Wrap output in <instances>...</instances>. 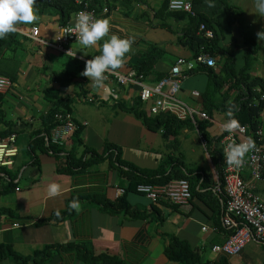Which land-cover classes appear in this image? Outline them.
<instances>
[{
    "label": "crops",
    "instance_id": "1",
    "mask_svg": "<svg viewBox=\"0 0 264 264\" xmlns=\"http://www.w3.org/2000/svg\"><path fill=\"white\" fill-rule=\"evenodd\" d=\"M100 1L85 0L94 8L95 18H110L109 35L135 40L126 63L117 72L127 74L139 57L154 47L151 69L144 76L146 83L153 84L167 73L176 58H192L191 52L178 42L189 23L188 16L163 11L160 8L164 0ZM227 4L231 10L219 9L217 1L203 3L204 16L215 29L216 47L211 56L215 66L213 69L198 67L185 76L176 94L179 101L199 112H206L204 106L211 108L203 99L207 89L212 88L210 74L216 76L221 85L218 90L214 88L217 91L214 105L221 95L225 96L223 93L227 101L234 97L236 90L230 91L229 84L224 82L231 72L237 75L246 69L248 76L264 78V60L256 63L260 48L257 43L264 40L256 43L248 22L241 19V10L229 0ZM57 19L53 11L46 10L33 24L18 27L26 30L35 26L39 39L53 43L60 26ZM10 35L18 45L0 53V76L11 81L8 89L0 94V109L9 130L16 135L17 152L11 159V166L0 168L1 246L10 247L19 256L32 257L21 264H86L77 259L74 250H65L68 246L85 248L93 255L112 256L123 264H181L167 259L164 254L168 241L174 238L198 252L199 264H218L219 261L223 264H264V246L255 242L247 243L235 256L210 252L212 245L223 242L226 230L220 223L217 199L210 192L214 168L196 130L182 127L174 135H164L161 130L143 127L132 112L122 109L138 99L137 89L132 85H116L108 78L105 81L108 91L105 92L93 88L92 82L82 75L83 86L78 78L68 83L49 82L54 73L76 75L80 68L83 72L85 61L100 54L103 40L96 47L71 42L68 48L77 57L74 58L26 37ZM69 87H72L70 91ZM46 89L56 92L62 99L72 100L69 113L77 124L75 135L72 132L56 153L29 149V142L41 133L40 117L51 108L50 102L42 96ZM110 89L113 92L110 93ZM84 97L99 100V103H84L81 101ZM141 107L148 115L146 104L141 103ZM207 116L203 133L212 140L224 133L220 126L228 117L218 110H212ZM261 131L264 140V129ZM106 146L118 150L120 160L140 170L155 171L163 166L167 174L170 168L165 163L169 159L181 161L183 169L180 171H186L193 187L188 204L174 207L165 202L150 203L129 187L128 178L118 174L119 167L106 157ZM181 148L187 149V153ZM186 154L194 155L189 163H185ZM68 157L73 159V167L78 160L87 165L68 170ZM93 158L98 160L92 161ZM202 160L206 162V170ZM52 182L61 185V196H47V186ZM254 188L264 203V176ZM117 189H123V194L117 196ZM73 198L80 201L79 211L68 207ZM100 200L114 208L104 209L97 204ZM119 200L120 206H126L128 212L116 209ZM69 209L68 217L48 221L57 211L62 213ZM130 213L143 217H133ZM44 246L61 248L54 250L47 261L40 262L41 256L34 253ZM0 264L20 263L6 258Z\"/></svg>",
    "mask_w": 264,
    "mask_h": 264
},
{
    "label": "built area",
    "instance_id": "2",
    "mask_svg": "<svg viewBox=\"0 0 264 264\" xmlns=\"http://www.w3.org/2000/svg\"><path fill=\"white\" fill-rule=\"evenodd\" d=\"M82 0H75L80 4ZM194 0H180L179 5H175L173 0H167L166 10L168 12L183 13L189 18H195L196 13L192 9ZM90 12L95 16V11L87 7V3L82 4V8L75 11ZM72 20L58 27L53 43H47L38 38V28L35 26L29 29H21L13 33L26 37L30 40L41 43L55 51L77 58L69 52L68 45L76 41L74 33H69L65 29L74 24L75 16ZM196 35L206 40L214 38L213 31L203 23H199ZM79 43V42H78ZM69 52V53H68ZM214 60L206 53H200L191 59L176 58L167 73L160 77L153 84H148L142 74L129 71L127 74L119 72L107 74L109 80L120 86L132 85L137 89V98L142 104H146V112L150 116L168 115L178 121H187L196 130V123L208 120L204 112H199L196 108L187 106L176 98L180 90V85L185 76L194 72L198 67L213 69ZM10 82L0 76V94L8 89ZM258 96L253 99L261 103V111L264 113V93L255 89ZM113 92L110 89V93ZM87 104L97 105L99 100L84 97L81 100ZM261 113V115H262ZM76 122L69 112H57L53 115V126L47 136H44L46 144L62 148L68 140L70 134L76 129ZM244 131L236 133L224 132L216 143L220 150V165L213 169L214 182L210 192L217 199L220 208V223L226 230V235L221 244L212 245L210 252L223 255L225 257L238 255L249 242H255L264 246V203L255 192L254 185L261 177L264 169V140L261 130L255 131L256 142ZM198 139L205 147V141L198 133ZM250 138L255 143V149L250 151L245 158L242 168H230L225 163L224 148L232 141L237 143L242 139ZM16 135L11 132L0 139V168L11 166V159L16 155L15 146ZM133 190L141 194L150 203L165 202L170 206L181 207L187 205L191 199L189 185L185 179H172L164 184L138 183ZM123 194V189H117L116 195ZM205 230V227H201Z\"/></svg>",
    "mask_w": 264,
    "mask_h": 264
},
{
    "label": "trees",
    "instance_id": "3",
    "mask_svg": "<svg viewBox=\"0 0 264 264\" xmlns=\"http://www.w3.org/2000/svg\"><path fill=\"white\" fill-rule=\"evenodd\" d=\"M94 3H100V0H92ZM207 0H194L192 3L193 11L196 13L195 18H189V23L187 24L185 30L182 32V35L178 37V42L185 46L188 51L191 52L192 58L200 53H206L209 56H213L212 50L216 47L215 40V29L213 28V25L211 24V21L207 19L204 16V11L201 8L203 6V3ZM217 1V3H220V8H228L231 10V6L227 4L226 0H212ZM85 2V0H82L80 4L75 3V0H36L35 8L38 10L37 15H41L46 10L53 11L57 17H58V24L60 26L67 23L73 13L75 11L82 8V4ZM166 2L167 0H164L161 8L163 11H166ZM86 3V2H85ZM87 7H91L87 3ZM94 9L93 7H91ZM199 23H203L206 27L210 28L214 33V38L211 40H206L204 38H201L196 35V29L197 25ZM18 43L14 40V36L8 35L5 39H0V53L11 46H16ZM154 47H151L150 50H148L146 53H144L142 56L139 57V59L133 64L132 71L142 74L143 76H146L147 73L151 69V65L153 63L154 57L153 52ZM227 69V68H226ZM83 68H80L78 71V74L70 75L66 74L64 72H61L59 74H51L49 77V82H56V83H68L74 81V78H78L81 80V85H84V78L80 75L82 73ZM231 71V70H230ZM193 73V72H191ZM190 74V73H189ZM210 85L212 88H208L207 91L203 94L204 95V102L208 103L211 108L208 106H204V110L206 111L205 114L211 112L212 110H218L221 112H224L226 115V112L228 111L229 107L232 108L234 112L235 118L239 121V123L245 127V134L247 136H250L253 141L256 142L257 137L255 136V131L261 130L262 128V119H261V103H257L253 101L254 98H256L259 94L256 92V88H258L260 93H264V78L260 77H250L247 75V70L243 69L241 70L237 75H233L232 72L228 74L226 77V80L224 82H227L229 84L230 91H235L236 93L232 99L229 101L226 97V93H223L225 96L221 95L220 100L218 103H213V97L214 93L217 92L214 90L216 87L217 90L221 87L219 81L217 80L216 76H212L210 74ZM9 81V80H8ZM11 82V81H9ZM82 94H84V91L81 90ZM42 96L45 100L50 102L51 108L40 117L42 130L39 135L36 134V136L29 142V149L31 151H49L51 153H56L58 150H61V148H57L53 145L46 144L44 141V136L48 134L50 128L53 126V115L57 112H69V106L72 102L71 99L65 98L62 99L60 96L57 95L56 92L51 91L49 89H46L42 92ZM0 101H1V95H0ZM125 111L132 112L134 117L138 119L143 127L149 130L158 131L161 130L164 135H174L176 134L182 127H191L193 128L189 122L187 121H178L175 118L168 116V115H156V116H150L146 115L145 111L142 110L141 103L137 99L133 102V104L126 108L122 107ZM207 125L205 121H199L196 123V132L203 137L205 141V149L207 154L210 157V160L212 162L213 168L217 169L220 165V150L216 147L217 141L220 139V136L208 140L205 137V134L203 133V128ZM0 126H3L0 130V139L7 136L11 133L9 130V124L4 120V115L2 110L0 109ZM262 132V131H261ZM72 134L75 135V132ZM77 138V136H76ZM79 140V139H78ZM87 153V151H85ZM106 157H108L114 164H116L119 168L117 169L118 174L121 176H124L129 179V187L134 188V186L138 183H146V184H164L172 179H185L189 185L190 194H192V184L191 180L189 178V175H187L184 171H180L182 168V163L176 162L173 159H169V162L165 163V166L170 168L169 172L167 174H164L166 172V168L160 166V168L156 169L155 171H146V170H140L132 167L130 164L123 162L120 160L119 152L118 150L114 149L111 146H106ZM91 155H93L95 158H99L93 151H90ZM93 158L92 161H97L98 159ZM73 159L71 157H68V163L67 167L69 168H77L82 169L86 164V162L81 163L79 160L76 162L77 167H73L72 162ZM4 168H1V170ZM261 176H264V169L261 171ZM9 178V177H8ZM10 179V178H9ZM9 186H12L8 183ZM218 207L219 204L217 200H215ZM100 203L101 206H103L104 209H110L114 208L112 204L104 203L102 200L97 202V204ZM122 202L119 200L118 204L115 205L117 210H124L128 212V208L126 206H120ZM70 209L66 210L65 212H62L59 214V216L53 214L48 221H60L64 219L65 217H68L70 215ZM220 213V208H219ZM133 217H143V215H139L138 213H130ZM61 248L56 246H44L38 251H36L35 255H40L41 259L40 262L47 261L54 250ZM71 249L74 250L76 253V257L79 261L84 262L86 264H123L118 259L107 256V255H93L90 251H88L85 248H71L70 246L66 247L65 250ZM164 254L167 259L172 260L174 262H179L181 264H199V256L198 252L196 250H193L187 246V244L178 241L174 238H171L168 241L167 246L164 248ZM6 258H11L16 263H26L28 259H31L32 257H22L14 253V251L10 247L1 246L0 245V261ZM39 262L35 263L38 264ZM218 264H223V261H219Z\"/></svg>",
    "mask_w": 264,
    "mask_h": 264
},
{
    "label": "clouds",
    "instance_id": "4",
    "mask_svg": "<svg viewBox=\"0 0 264 264\" xmlns=\"http://www.w3.org/2000/svg\"><path fill=\"white\" fill-rule=\"evenodd\" d=\"M179 5L180 0H173ZM36 0H0V39H5L9 34L16 33L19 25H30L38 20ZM255 7L260 16H264V0H255ZM74 24L65 29L74 33L76 41L83 47H96L98 42L104 41L100 48V54L85 61V69L80 75L92 82V87L108 91L105 81L110 73H116L126 63V56L132 50L134 38H121L118 35H109L111 30L110 18H95L90 12L80 11L74 14ZM259 40H264V30L256 33ZM107 37V39H105ZM71 52V51H69ZM68 52V53H69ZM72 87H69L68 91ZM228 117L222 123L221 130L228 133L243 132L244 129L235 118L234 112L229 107L226 112ZM255 149V143L250 139H242L237 143L232 141L224 148L225 163L230 168H242L246 155ZM62 195V187L59 183H49L47 196L55 198ZM68 207L79 211L80 201L73 198ZM59 211L56 215L59 216Z\"/></svg>",
    "mask_w": 264,
    "mask_h": 264
},
{
    "label": "rangeland",
    "instance_id": "5",
    "mask_svg": "<svg viewBox=\"0 0 264 264\" xmlns=\"http://www.w3.org/2000/svg\"><path fill=\"white\" fill-rule=\"evenodd\" d=\"M229 2H230V4H234V6L238 7L241 10V12L243 13L241 19L245 20L246 23L248 22L247 24L250 26V30L252 31V35L255 39V42L257 43V40H259V39L257 38L256 33L261 31V28H263L264 16H260L257 13L256 7H255V0H229ZM257 44H259L260 48L258 51L256 63H258V61L261 62L264 60V42L259 41V43H257ZM261 67H262V65H261ZM258 76H261V72L258 73ZM262 117H263V118H261L262 119V129H264V123H263L264 122L263 121L264 116H262ZM171 146L173 147L172 143H171ZM187 149H188V147H187ZM187 149L181 148L182 152H186V153H187ZM193 157H194V155L186 154V157H184L185 163H189V161L192 160ZM202 162H203V169L206 170L205 160L204 161L202 160Z\"/></svg>",
    "mask_w": 264,
    "mask_h": 264
},
{
    "label": "bare ground",
    "instance_id": "6",
    "mask_svg": "<svg viewBox=\"0 0 264 264\" xmlns=\"http://www.w3.org/2000/svg\"><path fill=\"white\" fill-rule=\"evenodd\" d=\"M187 75H188V74H187ZM187 75H186V76H187ZM245 130H246V129H245ZM255 190H256V189H255ZM153 204H155V203H153Z\"/></svg>",
    "mask_w": 264,
    "mask_h": 264
}]
</instances>
